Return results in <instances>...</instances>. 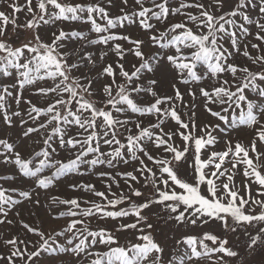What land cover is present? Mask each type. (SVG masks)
<instances>
[{
	"label": "snow or ice",
	"instance_id": "1",
	"mask_svg": "<svg viewBox=\"0 0 264 264\" xmlns=\"http://www.w3.org/2000/svg\"><path fill=\"white\" fill-rule=\"evenodd\" d=\"M3 7L0 264H264V0Z\"/></svg>",
	"mask_w": 264,
	"mask_h": 264
},
{
	"label": "rangeland",
	"instance_id": "2",
	"mask_svg": "<svg viewBox=\"0 0 264 264\" xmlns=\"http://www.w3.org/2000/svg\"><path fill=\"white\" fill-rule=\"evenodd\" d=\"M0 10L10 11V9H6V7L0 8ZM20 15H21V18H23V14H20ZM241 62L243 63V61H241ZM25 95L27 96L28 93H25ZM34 102H35V101H34ZM121 168L123 169V166H121ZM0 170H4V166L0 165ZM128 170H131V169L129 168ZM85 179H90V180H92L93 182H95V183L97 184V187H98V188H100L101 190H103V187H102L101 182H100V181H97V180L95 179V177H91V176H90V177H86ZM238 179H239V178H238ZM68 182H69V181H62L61 183H62V185H64V184H67ZM21 186H24V185H21ZM53 194H59V195H70V193H68V192L64 189L63 186L60 188L59 192H54ZM42 203H43V200H42ZM27 211H28V206H27V205H22V206H21V217H22L23 219L29 221V222H32V221L34 220V218H33V217H29V216L27 215ZM39 214H40L41 216H43V215H44L43 210H40ZM151 222H153L154 224H156L157 227L161 228L163 232H167V231H168L167 226H165L162 222H159V223H158V222L155 221V220H153V221H151ZM102 226L111 227L112 225H111V223H108L107 225H102ZM16 230H20L19 227H18ZM204 230H214V231H216L217 233L220 231L219 228H217L215 225H213V226L211 227V229H202V230H198V231H204ZM0 231H5V229L3 228V226H0ZM156 235H157V238H160L161 233H157ZM125 238H126V237H125L124 235H122V236H121V241L124 242ZM230 238L232 239V242H233V243H237V241L235 240V236H234V235H233V236H230Z\"/></svg>",
	"mask_w": 264,
	"mask_h": 264
}]
</instances>
